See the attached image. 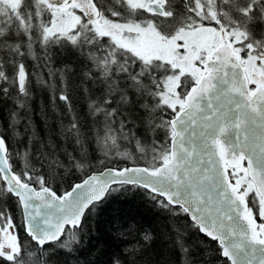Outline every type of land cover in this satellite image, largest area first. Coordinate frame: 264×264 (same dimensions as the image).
<instances>
[{
	"label": "snow or ice",
	"instance_id": "obj_1",
	"mask_svg": "<svg viewBox=\"0 0 264 264\" xmlns=\"http://www.w3.org/2000/svg\"><path fill=\"white\" fill-rule=\"evenodd\" d=\"M0 264H264V0H0Z\"/></svg>",
	"mask_w": 264,
	"mask_h": 264
},
{
	"label": "trees",
	"instance_id": "obj_2",
	"mask_svg": "<svg viewBox=\"0 0 264 264\" xmlns=\"http://www.w3.org/2000/svg\"><path fill=\"white\" fill-rule=\"evenodd\" d=\"M37 116L39 117V108L46 105L48 103L47 95L44 93L37 92ZM125 198L120 197L118 200L112 202L110 206L106 209V211L98 217L100 220L99 227L101 230H105L109 227V225L105 224L104 221L108 220L110 217L119 216L121 213H133L137 214L138 220L141 222H152L154 225L163 226L164 220L160 216L155 215V210H149L150 206L144 205L141 198L137 197L133 200V198L128 197V203H125ZM146 218V219H144ZM95 227L96 225L93 224Z\"/></svg>",
	"mask_w": 264,
	"mask_h": 264
},
{
	"label": "rangeland",
	"instance_id": "obj_3",
	"mask_svg": "<svg viewBox=\"0 0 264 264\" xmlns=\"http://www.w3.org/2000/svg\"><path fill=\"white\" fill-rule=\"evenodd\" d=\"M192 42L197 43L198 47L201 46L202 44V41H199V40H193ZM165 58H170V53H167Z\"/></svg>",
	"mask_w": 264,
	"mask_h": 264
},
{
	"label": "water",
	"instance_id": "obj_4",
	"mask_svg": "<svg viewBox=\"0 0 264 264\" xmlns=\"http://www.w3.org/2000/svg\"><path fill=\"white\" fill-rule=\"evenodd\" d=\"M245 166H246V162H245Z\"/></svg>",
	"mask_w": 264,
	"mask_h": 264
}]
</instances>
